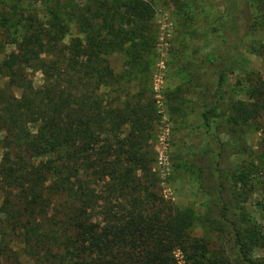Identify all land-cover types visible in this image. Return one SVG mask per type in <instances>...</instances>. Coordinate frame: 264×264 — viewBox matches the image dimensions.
<instances>
[{
	"label": "trees",
	"instance_id": "trees-1",
	"mask_svg": "<svg viewBox=\"0 0 264 264\" xmlns=\"http://www.w3.org/2000/svg\"><path fill=\"white\" fill-rule=\"evenodd\" d=\"M65 1L29 14L20 0H0V260L17 264V243L33 264H231L208 255L205 240L190 236V219L156 192V111L144 92L120 100L123 77L108 61L127 45L133 59L147 52L155 0ZM225 16L218 48L204 56L215 104L199 115L219 160L215 120L253 124L264 136V72L247 75L245 99L230 92V67L246 63L240 44L256 23L251 0H225ZM228 222L235 264H258L250 248L260 235Z\"/></svg>",
	"mask_w": 264,
	"mask_h": 264
},
{
	"label": "rangeland",
	"instance_id": "rangeland-1",
	"mask_svg": "<svg viewBox=\"0 0 264 264\" xmlns=\"http://www.w3.org/2000/svg\"><path fill=\"white\" fill-rule=\"evenodd\" d=\"M43 1L52 0L20 3L29 14H41ZM251 3L256 23L251 36L240 44L246 63H233L229 72L234 100L245 99L248 74L264 72V0ZM154 6L147 52L140 60L133 59V49L127 45L108 55V61L114 73L123 77L120 100L128 92H144L143 98L150 99L156 111L150 141L152 171L158 178L156 192L190 219V236L205 240L208 255L221 256L231 264H235L238 246L228 221L237 222L244 234L254 228L260 238L255 237L250 255L264 264V136L253 124L238 126L228 119L215 120L212 131L223 148L219 160V150L208 141L199 118L215 104V73L205 65L204 56L218 48V36L227 26L225 0H180L176 4L155 0ZM72 31L77 34L75 27ZM33 81L39 86L40 76H33ZM4 84L5 79L0 78V88ZM188 145L196 148L197 157L188 153ZM242 175L245 185L239 179ZM220 181L226 188L223 202ZM224 203L227 219L223 217ZM20 246L13 244L17 264H33ZM10 260L2 257L0 264Z\"/></svg>",
	"mask_w": 264,
	"mask_h": 264
}]
</instances>
